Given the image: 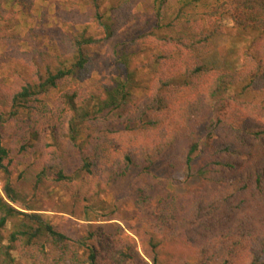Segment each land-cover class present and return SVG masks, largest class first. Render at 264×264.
<instances>
[{"label": "trees", "instance_id": "obj_1", "mask_svg": "<svg viewBox=\"0 0 264 264\" xmlns=\"http://www.w3.org/2000/svg\"><path fill=\"white\" fill-rule=\"evenodd\" d=\"M4 1L0 23L33 8V0ZM167 1L152 0V20L138 29L134 10L144 0L109 8L105 0H62L55 19L66 31L29 33L30 74L14 72L0 89V264H148L132 245L91 225L89 209L82 219L92 231L76 238L15 184L22 180L34 194L49 179L87 203L111 182L129 185L140 223L149 224L137 235L152 264H164L166 245L175 251L169 264H264V0H185L182 8L205 7L202 18L181 8L165 22ZM224 18L254 35L239 69L207 60L220 34L213 25ZM90 23L102 39L68 30ZM12 38L0 28V48ZM105 42L113 72L103 76L92 52ZM137 50L145 54L140 66L132 60ZM51 106L65 117L63 127L43 123ZM10 124L13 147L3 136ZM67 153L76 159L72 174ZM155 172L173 188L158 200L133 185Z\"/></svg>", "mask_w": 264, "mask_h": 264}, {"label": "rangeland", "instance_id": "obj_2", "mask_svg": "<svg viewBox=\"0 0 264 264\" xmlns=\"http://www.w3.org/2000/svg\"><path fill=\"white\" fill-rule=\"evenodd\" d=\"M62 0H33V8L26 13H19L16 18L10 21L0 23V28L7 27L8 33L12 35V41L9 46L0 48V89L1 87L7 88L13 81L12 74L18 72L19 75L28 76L31 69L26 64L27 58L23 56L32 49V40L29 33L34 30H41L43 28H53L56 24V10ZM106 6L109 8L117 0H105ZM185 0H168L163 9L165 22L169 21L171 15L177 14L182 8ZM152 0H144V2L137 6L134 10L138 29L146 28L145 23L152 19ZM0 5H5L4 0H0ZM209 3L206 5L208 6ZM203 5L197 4L191 7L182 8L184 12L189 15L202 18ZM133 24V25H134ZM61 27V25H57ZM214 28L219 30V35L212 40L210 45L207 60L216 66L228 69L241 67L243 63V55L248 45L253 41L254 35L240 30L231 18H224L213 25ZM62 30L66 29L61 27ZM86 29L91 35L96 36L98 39L104 37V33L96 27L95 24L80 25L68 28L69 31H81ZM148 29V28H147ZM137 31V29H136ZM43 34H39L41 38ZM95 63V73L101 75H108L113 72V62L111 52L107 43H103L102 48H98L92 52ZM133 64L140 66L145 62V54L136 51L135 56L132 57ZM3 90V89H2ZM4 91V90H3ZM63 91L58 90L51 95L54 103L56 98ZM52 101V102H53ZM59 109L51 106V114L44 117L42 114L43 123L52 125L54 122L60 121V126L64 125V116L60 115ZM58 117V118H57ZM63 123V124H62ZM27 127L20 133H25ZM7 131L3 136L5 142L9 147H13L16 135L13 136V124L7 126ZM62 133V131H59ZM12 154H16L12 150ZM26 160L34 161L33 155H25ZM64 165L67 173L72 174L76 169V159L70 154H65ZM22 170L20 166L18 172L13 175L16 176ZM15 184L19 191L27 197L29 205L34 207L38 212L44 214L53 224L64 226L71 235L80 238L86 235V231H92V228H87V223L83 221L85 209H89L90 224L94 227H102L104 233L112 235L113 239L117 242L130 244L134 247L143 259L152 264L146 258L147 249H145L137 235L139 231H150L148 222L140 223V218L137 216L133 208L136 195L131 193V187L124 185L121 182H111L109 187L100 192L99 198L91 200L89 203L82 199L73 198L74 189H68L63 186H55L51 179L46 180L39 189L33 194L28 188L27 184L22 180H16ZM3 185V178L0 176V192ZM136 189L143 190L148 195H151L154 200L164 197L171 193L172 187H169L166 179L155 172L151 176H146L142 181H135L133 183ZM85 187V186H84ZM155 205L156 202L154 203ZM17 207L23 208L20 204ZM108 217H113L115 220L108 222ZM115 223V224H112ZM113 225L121 228L117 230ZM149 254V253H148ZM175 254L174 249L171 250L168 245L161 250L159 259L164 264H169L172 255ZM188 263L192 264V260L188 259ZM174 264V262H172Z\"/></svg>", "mask_w": 264, "mask_h": 264}]
</instances>
